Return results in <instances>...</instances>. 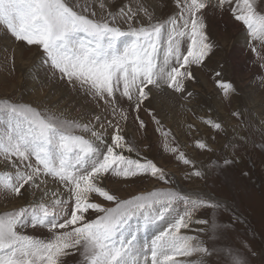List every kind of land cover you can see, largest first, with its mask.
Instances as JSON below:
<instances>
[{
    "label": "snow or ice",
    "instance_id": "snow-or-ice-1",
    "mask_svg": "<svg viewBox=\"0 0 264 264\" xmlns=\"http://www.w3.org/2000/svg\"><path fill=\"white\" fill-rule=\"evenodd\" d=\"M94 2L99 12L71 0H0V26L16 41L42 49L33 70L47 65L60 79L102 99L114 116L124 120L126 113L117 112L118 100L126 99L139 111L150 96L149 86L185 91V80L194 79L192 66L203 65L213 48L205 23L209 11L223 12L227 6L264 67V9H257V0H174L176 13L163 21L153 20L140 0L136 7L125 5L117 12L107 10L108 0ZM139 13L147 23H135ZM119 20L127 27L122 28ZM215 75L226 99L235 93L220 72ZM94 119L104 129L101 116ZM106 123L112 127L110 137L90 124L0 99V162L4 164L0 191L17 198L41 192L39 199L0 213V264H63L69 250L79 251L83 264H192L187 258L194 254H212L198 236L182 230L189 228L198 208H219V204L174 189L121 199L102 186L108 174L122 179L150 175L164 181L168 176L151 160L125 155V150L135 149L119 123ZM205 123L222 128L210 118ZM140 124L144 126L142 120ZM77 130L88 135L76 134ZM162 134L165 148L196 169L195 176H202L193 160L167 142L170 132ZM196 146L208 148L200 139ZM223 163L233 161L225 158ZM49 179L60 188L50 191ZM95 196L114 207L96 202ZM93 214L95 218H90ZM162 222L167 226L161 229ZM27 226L46 229L48 236L25 234L21 229ZM153 226L158 230L152 238L142 237ZM228 264L248 262L241 252H229Z\"/></svg>",
    "mask_w": 264,
    "mask_h": 264
},
{
    "label": "rangeland",
    "instance_id": "rangeland-1",
    "mask_svg": "<svg viewBox=\"0 0 264 264\" xmlns=\"http://www.w3.org/2000/svg\"><path fill=\"white\" fill-rule=\"evenodd\" d=\"M71 2L87 3L99 12L94 0ZM140 2L153 13V20H166L177 11L174 0ZM136 4L137 0H108L107 10L117 12L125 5L136 7ZM257 9H264V0H257ZM118 23L122 28L127 27L123 20ZM135 23H147V18L139 13ZM205 23L213 48L203 65L192 66L194 79L185 80V91L149 86L150 96L139 111L126 99L118 100L117 112L122 109L126 120L119 114L114 116L110 105L79 84L60 79L59 73L54 74L47 65L33 70L43 55L42 49L16 41L0 26V99L28 103L62 119L90 124L97 131H104L107 137L111 136L112 127L106 121L119 123L126 141L135 149L125 150V155L151 160L168 176L164 181L150 175L122 179L108 174L102 179V186L121 199L154 189H174L193 199L217 203L219 208L205 206L195 211L194 217L200 213L206 215V224L194 223L193 219L189 228L182 230L186 235L198 236L212 254L205 257L194 254L187 259L192 264H201V261L202 264H228L229 252H241L248 264H264V67L249 48L243 25L233 19L227 6L223 12L209 11ZM216 72L235 87V93L227 99L216 83ZM97 115L105 122L104 129L95 121ZM209 118L222 128L206 124ZM162 131L170 132L167 142L193 160L202 176H195L196 169L183 164L165 148ZM76 134L88 135L79 130ZM198 139L208 148H198ZM225 158L233 163L224 165ZM0 170H4L3 162ZM47 187L50 191L60 188L52 179L48 180ZM60 191L63 194L62 188ZM40 196V191L26 194L24 198L0 191V213ZM94 199L105 207H114L113 202L102 197ZM90 218H95V214ZM166 226L161 223V229ZM153 227L142 233V237L150 239ZM21 230L40 238L48 236L43 228L27 226ZM63 264H83V257L79 251L69 250Z\"/></svg>",
    "mask_w": 264,
    "mask_h": 264
},
{
    "label": "crops",
    "instance_id": "crops-1",
    "mask_svg": "<svg viewBox=\"0 0 264 264\" xmlns=\"http://www.w3.org/2000/svg\"><path fill=\"white\" fill-rule=\"evenodd\" d=\"M195 216V215H194ZM195 220L194 223L196 222H200V223H203L204 221H207V218H206V215L204 213H200L199 217L196 216L193 218ZM152 230V229H151ZM154 231H151L153 232L152 234H150V239L152 238V236L155 234V232L158 230V229H153Z\"/></svg>",
    "mask_w": 264,
    "mask_h": 264
},
{
    "label": "bare ground",
    "instance_id": "bare-ground-1",
    "mask_svg": "<svg viewBox=\"0 0 264 264\" xmlns=\"http://www.w3.org/2000/svg\"><path fill=\"white\" fill-rule=\"evenodd\" d=\"M240 38H241V37L239 36L238 39H240ZM21 56H22V55H21ZM207 60H208V59H207ZM204 81H205V80H204ZM151 89H152V88H151ZM156 96H157V95H156ZM254 117H255V116H254ZM205 186H206V185H205ZM153 229H154V227H153ZM150 230H151V229H150ZM196 231H197V230H196Z\"/></svg>",
    "mask_w": 264,
    "mask_h": 264
}]
</instances>
